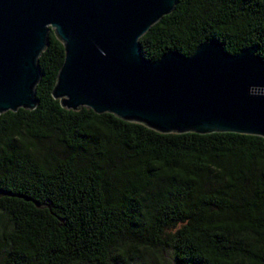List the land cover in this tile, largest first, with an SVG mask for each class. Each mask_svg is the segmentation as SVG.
Segmentation results:
<instances>
[{"label": "trees", "instance_id": "16d2710c", "mask_svg": "<svg viewBox=\"0 0 264 264\" xmlns=\"http://www.w3.org/2000/svg\"><path fill=\"white\" fill-rule=\"evenodd\" d=\"M212 38L264 59V0H177L139 41L155 60ZM63 60L50 29L37 106L0 112V264H264V138L69 109Z\"/></svg>", "mask_w": 264, "mask_h": 264}, {"label": "water", "instance_id": "95a60500", "mask_svg": "<svg viewBox=\"0 0 264 264\" xmlns=\"http://www.w3.org/2000/svg\"><path fill=\"white\" fill-rule=\"evenodd\" d=\"M176 2L0 0V112L37 106L38 57L52 29L64 46L52 90L63 106L110 112L162 133L264 138V59L256 46L232 54L212 38L189 55H143L139 38Z\"/></svg>", "mask_w": 264, "mask_h": 264}, {"label": "rangeland", "instance_id": "374dc122", "mask_svg": "<svg viewBox=\"0 0 264 264\" xmlns=\"http://www.w3.org/2000/svg\"><path fill=\"white\" fill-rule=\"evenodd\" d=\"M165 256H166L167 258H169L168 254H166V253H165Z\"/></svg>", "mask_w": 264, "mask_h": 264}]
</instances>
